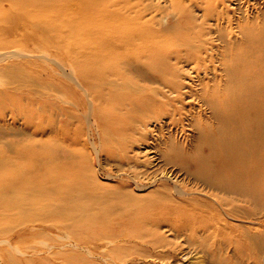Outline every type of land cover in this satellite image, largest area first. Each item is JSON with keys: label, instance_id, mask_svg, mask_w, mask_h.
<instances>
[{"label": "bare ground", "instance_id": "obj_1", "mask_svg": "<svg viewBox=\"0 0 264 264\" xmlns=\"http://www.w3.org/2000/svg\"><path fill=\"white\" fill-rule=\"evenodd\" d=\"M205 1L204 17L217 24L222 11L215 9L212 0ZM182 2L174 1L177 18L170 25L162 24L160 18H144L139 4H131L130 0H0V48L16 46L31 51L35 46L50 44L52 56L69 62L72 81L83 85L91 97L86 108L104 103L112 118L117 117L115 122L101 123L102 139L120 147L124 144L117 138L125 135L128 139L126 133L135 121L159 111L154 108L156 96L145 92L148 86L130 75L131 60L146 58L148 68L169 82L174 81L169 71L171 57L200 64L205 59L212 63L215 58L222 66V75L214 74L211 81H201V100L211 109V115L196 122L198 138L188 155L194 169L182 167L194 185L177 191L190 196L177 197L165 189L152 203V211L144 213L129 204H107L101 197L91 196L93 176L81 173L74 149L67 156L60 152L64 141L61 131L66 132L67 127L55 129L52 116L45 117L39 125L40 130L49 131L46 139L31 142L32 146L11 143L9 154L0 150V236L18 222L38 221L83 242L90 241L84 234L94 230L92 236L98 243L93 249L97 245L109 248L103 250L102 262L88 255L63 256L53 249L45 256L31 258L25 255L55 239L47 234L20 236L14 247L0 244L5 264H115L126 257L134 263L149 253L146 244L152 249L168 245L166 256H171L180 243L173 240L181 236L187 244L212 251L204 264H225L227 258L221 254L224 248L232 245L234 253L241 254L239 246L253 243L244 227L238 229L226 219L258 220L264 224V18L259 20L256 15L253 24L245 15L246 21L237 23L238 35L227 33V44L215 52L206 36L211 28L203 26V22L194 24ZM229 21L227 18L226 23ZM217 31V38L222 39ZM11 67L12 75L4 76L2 81L18 94L7 95L1 90L2 100L15 108L21 91L28 89L33 96L23 97L26 101L41 100L37 103L49 106L50 112L54 108L62 110L60 102L50 99L49 94H67L73 89L70 84H59L61 87L51 93L41 92L32 89L31 72L21 65ZM175 86L173 90L177 91ZM71 99L74 105L81 101L80 97ZM35 113L39 114L34 110L30 114ZM80 133L75 132L72 142L80 139ZM172 156L178 159V155ZM193 193L204 195L207 201L191 196ZM134 218L140 224L129 226ZM161 227L167 228L173 240L159 232ZM120 240L130 241L129 246L118 245ZM133 255L138 256L130 257Z\"/></svg>", "mask_w": 264, "mask_h": 264}, {"label": "rangeland", "instance_id": "obj_2", "mask_svg": "<svg viewBox=\"0 0 264 264\" xmlns=\"http://www.w3.org/2000/svg\"><path fill=\"white\" fill-rule=\"evenodd\" d=\"M130 1L131 4H139L144 18L153 17L156 21L160 18L162 24L165 22L170 25L177 18L173 9L175 0ZM182 1L187 7L194 24L203 22V26L211 28L210 33L206 34V36L210 37L214 45L212 49L215 52L216 49L221 50L227 44V33L232 31L233 35H238L237 23L238 21L244 23L246 21L245 15L249 18L250 23L253 24L255 23L256 15L259 20L264 18V0H212V5L215 6V9L223 13L221 18L217 20L219 28H216L217 24L203 15V10H207L205 0ZM227 18L230 19V23L227 22L228 24L226 23ZM157 26L156 23L155 27ZM218 29L222 35V39H218L216 36ZM207 31V29H203V32ZM49 45H38L31 51L27 49L20 50L16 46L6 49L0 48V92L1 90H5L7 95L18 94L16 90L12 89L11 85L4 84V80L2 81L4 76L12 75L10 71H13V67H11L13 64H16V66L21 65L25 71L31 72L33 75L30 83L32 84V89L51 93V90H58L61 87L59 84L67 83L73 87V92L68 91L67 94L57 91H54V94H49L50 99L58 103L60 102L63 107L62 110L54 108L55 110L51 112L49 106L43 105V107L40 106V103H37L41 100H35L33 102L34 104L26 101L23 97L33 96V94L30 95L28 93L30 91L28 89L21 91L20 102L15 108L8 104V101L2 100L0 93V150L9 154V145L11 143L32 146L30 145L31 142L38 143L46 139L50 133L44 128L40 130L39 125L46 120L45 117L52 116L50 119L55 129L59 128L58 131H60L63 130L62 127H67L66 132L61 131V137L64 141L60 144V152L67 156L71 152L70 150L74 149L76 159L81 162V173L85 176L89 174L93 176V180L91 181V185L92 183L93 185L89 188L91 196L101 197L107 204H129L134 209H140L144 213L153 210L152 208L154 206L152 203L156 202L155 199L160 198V192L165 191V189L172 191L174 196L177 197L190 196L183 192H177L182 187L194 185V181L186 175L185 169L182 167L186 166L188 170L194 169V163L188 155L198 138L196 122L198 119L210 118L211 115V109L205 101L201 100L203 85L201 81L202 78L211 81L214 74L222 75V66L219 62L215 58H212V63L205 59L200 64L188 58L171 57L169 71L173 72L174 81L169 82L168 79L156 75L148 68L146 58L131 60L132 63L129 65L131 68L129 69L131 70L130 75L142 84L148 86L145 92L156 96L158 102L154 108L159 111L155 113L150 112V115H146L143 121H135L131 126L132 129L126 133L128 139L125 138V135L117 138V140L124 144L123 147H120L117 144L114 145L102 139L104 128L101 126V123L115 122L117 121V117L115 119L112 118L108 105L104 103L93 105L91 106L92 108L89 107V110L86 108L89 105L88 103L91 97L89 95L87 96L83 85L72 81V76L74 75L68 69L70 68L69 62L66 60L60 61L59 57L52 56L51 52L53 49ZM219 57L218 54L217 58ZM220 60L222 61V58ZM70 75L72 76L70 77ZM175 84L177 91L173 90ZM74 97L81 98L79 104H72L71 98ZM63 103L67 104V108L64 107ZM32 110L39 114H30ZM117 112L122 111L117 110ZM77 130L81 131L82 134H80L82 136L79 140L72 142V138ZM71 143H75V145ZM168 152H170L172 162L169 161ZM174 154L178 155V159L173 158L172 155ZM179 157L182 158H180L181 161H179ZM191 196L200 199L203 198L207 201V197L199 193H193ZM169 203L173 202L170 201ZM136 218L132 219L129 226H138L140 224V220ZM226 221L233 226H237L238 229H243L244 227L252 237L253 243L250 246L247 244L244 247L239 246L241 254H235V249L232 245L224 248L221 253L227 258L224 263L264 264V224L257 222L258 220L241 218H227ZM113 223L115 226L117 225L116 221H113ZM45 225L38 221L23 222L20 224L18 222L16 226L14 225L12 227L9 233L0 236V244L5 242L6 245L14 247L13 245H15L20 236L27 238L33 235L47 234L52 236L55 241H52L51 244L50 242L47 244L41 243L39 250L36 248V250L29 252L25 256L31 258L33 256H45L53 249L63 253V256L67 257H72L73 255L76 257L88 255L96 262H102L101 255L103 250L109 249L105 246L99 247V245H97L98 247L96 249H93L95 247L94 244L98 243L96 238L92 236L94 230L88 232L89 234H84V236L88 235L86 237H90L88 238L90 241L83 242L82 239L77 237H69L63 230L52 229L47 225L46 228ZM99 228L97 227L96 229ZM159 232L165 238L172 239L167 228L161 227ZM234 233L237 232L234 231ZM185 240L183 236L173 240L174 242L180 243L177 247H174L171 256H169L170 254L166 256L169 248L168 245L152 249L148 247L150 246L149 244H146L149 253L143 257L142 261L137 258L134 263L204 264L207 254L211 250L204 251L200 246L198 248L196 246L197 244L190 245ZM129 243L130 241L126 243V241L120 240L118 245L129 246ZM142 245L146 248L145 244ZM1 253L0 251V264H5L7 259ZM156 253L160 254V256L156 255ZM161 254L164 256L162 257ZM126 258L115 264H134L128 257ZM58 260L60 261L61 257H58ZM106 263L113 264L111 261H106Z\"/></svg>", "mask_w": 264, "mask_h": 264}]
</instances>
